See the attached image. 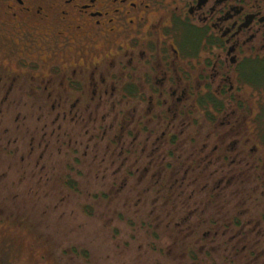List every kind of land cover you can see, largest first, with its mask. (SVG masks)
Segmentation results:
<instances>
[{
    "label": "flooded vegetation",
    "instance_id": "af4514ba",
    "mask_svg": "<svg viewBox=\"0 0 264 264\" xmlns=\"http://www.w3.org/2000/svg\"><path fill=\"white\" fill-rule=\"evenodd\" d=\"M0 196L145 264H264V0H0Z\"/></svg>",
    "mask_w": 264,
    "mask_h": 264
},
{
    "label": "rangeland",
    "instance_id": "374dc122",
    "mask_svg": "<svg viewBox=\"0 0 264 264\" xmlns=\"http://www.w3.org/2000/svg\"><path fill=\"white\" fill-rule=\"evenodd\" d=\"M9 222L0 223V264H134L131 257L146 263V238L138 236L141 241L129 243V231L121 223H115L120 234L114 238L108 227L102 230L103 220L77 219L67 228L57 226L58 220L43 218L39 224L41 235H35L38 230L32 232L24 225ZM68 247L81 248L86 254L84 260L71 256L61 259L59 249Z\"/></svg>",
    "mask_w": 264,
    "mask_h": 264
}]
</instances>
